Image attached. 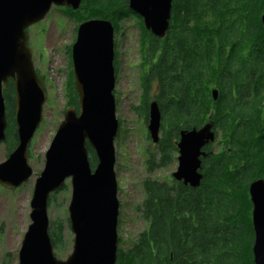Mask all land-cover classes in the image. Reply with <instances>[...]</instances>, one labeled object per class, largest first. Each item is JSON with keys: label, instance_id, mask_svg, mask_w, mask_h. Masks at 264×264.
Here are the masks:
<instances>
[{"label": "trees", "instance_id": "16d2710c", "mask_svg": "<svg viewBox=\"0 0 264 264\" xmlns=\"http://www.w3.org/2000/svg\"><path fill=\"white\" fill-rule=\"evenodd\" d=\"M263 6L264 0H172L164 39L143 28L128 0H82L76 11L63 8L78 22L108 20L115 32L124 19H138L143 71L135 111L145 125L151 101L160 113L159 139L146 160L149 173L174 163L180 133L197 130L207 120L213 122L216 137L225 140L219 154L212 153L211 145L202 149L206 156L200 159L197 188L174 179L170 184L142 180L143 199L135 211L147 227L125 253L117 249L116 264L122 259L126 264H253L248 188L256 179L264 180ZM67 79L66 107L77 109L71 69ZM2 95L6 157L17 145L11 81ZM86 149L94 169L95 155ZM49 232L53 249L59 251L63 225L52 222Z\"/></svg>", "mask_w": 264, "mask_h": 264}, {"label": "water", "instance_id": "95a60500", "mask_svg": "<svg viewBox=\"0 0 264 264\" xmlns=\"http://www.w3.org/2000/svg\"><path fill=\"white\" fill-rule=\"evenodd\" d=\"M82 0H0V145L5 141L6 117L2 95L8 81L14 88V123L17 145L0 163V186L15 190L32 176L29 144L42 122L45 86L34 69L27 29L41 22L51 7L78 10ZM172 0H128V8L143 28L164 39L169 28ZM264 28V6L260 16ZM114 28L105 19L78 24L70 47L71 71L77 109L67 106L63 119L44 154L30 200V224L17 254L18 264H116L117 182L114 140L118 121L114 100ZM213 100L216 91H211ZM212 115V114H211ZM210 115V116H211ZM148 136L159 139L157 103L148 104ZM213 122L182 131L177 142V167L172 179L191 188L200 185L202 149L214 142ZM86 146L94 153L91 168ZM69 179L68 227L73 235L71 253L64 260L54 254L47 205L50 196ZM254 232L253 264H264V180L248 188Z\"/></svg>", "mask_w": 264, "mask_h": 264}, {"label": "rangeland", "instance_id": "374dc122", "mask_svg": "<svg viewBox=\"0 0 264 264\" xmlns=\"http://www.w3.org/2000/svg\"><path fill=\"white\" fill-rule=\"evenodd\" d=\"M79 23L76 17L70 16L62 7H52L41 22L27 30L34 68L44 78L46 101L42 110V122L36 129L28 148L32 176L15 190L0 186V264H18L17 254L20 243L30 224V200L34 183L44 167L45 151L63 119L66 107V82L71 69L68 47L70 50ZM116 30L113 35L116 68L113 94L115 116L118 121L114 140V172L119 204L117 249L125 253L147 227L146 222L135 211L136 206L143 199L142 180L151 178L170 184L177 162L175 160L171 165L153 169L150 173L146 170V160L149 153L154 152L155 144L149 136L147 137V124L142 122L135 111L140 104L142 94L140 23L135 17H130L118 23ZM153 93L154 89H151L150 100ZM224 143V138L219 135L213 143L212 151L219 154L224 150ZM5 158L2 144L0 163ZM70 193V181L67 179L63 189L50 196L47 205L50 223L61 222L63 225V244L59 251L54 250L55 256L60 260L66 259L72 250L73 235L69 231L67 214ZM118 264H126V262L122 259Z\"/></svg>", "mask_w": 264, "mask_h": 264}, {"label": "flooded vegetation", "instance_id": "af4514ba", "mask_svg": "<svg viewBox=\"0 0 264 264\" xmlns=\"http://www.w3.org/2000/svg\"><path fill=\"white\" fill-rule=\"evenodd\" d=\"M115 32V31H114ZM28 46H29V37H28ZM30 48V47H29ZM31 49V48H30ZM68 51H69V47H68ZM31 54H32V51H31ZM35 69V68H34ZM115 70H116V68H115V64H114V73H115ZM35 72H37L39 75H40V72H38L36 69H35ZM114 76H115V74H114ZM216 97H217V94H216ZM211 98H212V96H211ZM216 100V99H215ZM215 100H213V98H212V101H215ZM262 112H263V119H264V108H263V110H262ZM212 113H210V115H211ZM209 120H207V122H208ZM207 122H205V123H207ZM213 131H214V125H213ZM214 133H215V131H214ZM217 139V137H216V134H215V140ZM215 140H214V142H215ZM214 142H212V143H210V144H208V145H211L210 147H211V150L213 149V143ZM207 145V146H208ZM206 146V147H207ZM204 152V151H203ZM205 153V152H204ZM212 153H213V151H212ZM177 155H178V152H177ZM176 159H177V157H176ZM177 162V161H176ZM257 180V179H256Z\"/></svg>", "mask_w": 264, "mask_h": 264}]
</instances>
